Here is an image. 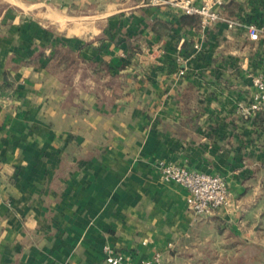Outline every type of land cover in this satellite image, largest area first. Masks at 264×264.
I'll return each instance as SVG.
<instances>
[{
	"label": "crops",
	"instance_id": "1",
	"mask_svg": "<svg viewBox=\"0 0 264 264\" xmlns=\"http://www.w3.org/2000/svg\"><path fill=\"white\" fill-rule=\"evenodd\" d=\"M222 14L264 26V0ZM187 15L0 0V264H109L106 244L134 263L264 264V112L239 110L264 39ZM161 160L222 175L232 207L196 215Z\"/></svg>",
	"mask_w": 264,
	"mask_h": 264
},
{
	"label": "built area",
	"instance_id": "2",
	"mask_svg": "<svg viewBox=\"0 0 264 264\" xmlns=\"http://www.w3.org/2000/svg\"><path fill=\"white\" fill-rule=\"evenodd\" d=\"M160 3V0H150ZM232 0H203L195 3L193 0H168L178 5L188 15L201 17L202 27H208L216 22H224L234 29L239 26L246 28L249 39L260 42L264 39V26L256 22L243 23L239 19L228 18L222 14L224 6ZM198 46V45H196ZM254 90L247 102L240 103L239 110L244 118H250L264 112V73L252 75ZM158 169L166 181H174L187 190V206L196 215H207L214 211H226L234 201L226 179L219 174L190 170L184 165L158 161ZM105 260L109 264H162L161 254L157 253L152 259L140 260L134 263L123 252L106 244L103 247Z\"/></svg>",
	"mask_w": 264,
	"mask_h": 264
},
{
	"label": "trees",
	"instance_id": "3",
	"mask_svg": "<svg viewBox=\"0 0 264 264\" xmlns=\"http://www.w3.org/2000/svg\"><path fill=\"white\" fill-rule=\"evenodd\" d=\"M234 19H237L236 17ZM182 22L183 23H195V24H200L201 23V17L200 16H196V15H187V16H184L182 17ZM249 22H256V23H259L258 21V18H255L253 21H249ZM61 55L64 54V52L62 50L58 51ZM63 58L65 60H68V56L67 54H65V56H63ZM240 260L237 261V264H244V263H241L239 262ZM208 262V261H207ZM209 262H210V259H209ZM208 262V263H209ZM230 263V262H229ZM231 263H232V260H231ZM204 264H207V263H204ZM221 264H228V261H222ZM236 264V263H235Z\"/></svg>",
	"mask_w": 264,
	"mask_h": 264
},
{
	"label": "rangeland",
	"instance_id": "4",
	"mask_svg": "<svg viewBox=\"0 0 264 264\" xmlns=\"http://www.w3.org/2000/svg\"><path fill=\"white\" fill-rule=\"evenodd\" d=\"M213 257H214V258H213ZM217 258H218V254H217L216 252H212V251H211L210 261H211V260H212V261H213V260L215 261ZM196 260H197V259H196Z\"/></svg>",
	"mask_w": 264,
	"mask_h": 264
}]
</instances>
